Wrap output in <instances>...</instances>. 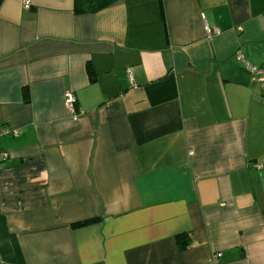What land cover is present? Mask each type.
Returning a JSON list of instances; mask_svg holds the SVG:
<instances>
[{"label": "crops", "instance_id": "crops-1", "mask_svg": "<svg viewBox=\"0 0 264 264\" xmlns=\"http://www.w3.org/2000/svg\"><path fill=\"white\" fill-rule=\"evenodd\" d=\"M161 3L1 0L0 264H264V0Z\"/></svg>", "mask_w": 264, "mask_h": 264}, {"label": "trees", "instance_id": "trees-1", "mask_svg": "<svg viewBox=\"0 0 264 264\" xmlns=\"http://www.w3.org/2000/svg\"><path fill=\"white\" fill-rule=\"evenodd\" d=\"M118 0H73V12L75 14H87V13H95L103 8L110 6ZM158 2L161 20L163 21V11H162V3L161 0H156ZM1 2V0H0ZM88 74L91 79L94 78L95 74L93 70L88 69ZM22 100L25 103H28L30 100L28 88L25 86L22 88ZM91 222V221H87ZM86 221L80 222V224H85ZM175 240L178 248L180 250L186 249L190 246L189 240L183 233H178L175 235Z\"/></svg>", "mask_w": 264, "mask_h": 264}, {"label": "built area", "instance_id": "built-area-1", "mask_svg": "<svg viewBox=\"0 0 264 264\" xmlns=\"http://www.w3.org/2000/svg\"><path fill=\"white\" fill-rule=\"evenodd\" d=\"M27 6V4H26ZM205 29L208 35L212 34V29L205 23ZM238 59L240 62H242V65L250 71L252 74V79L257 82L260 85L262 96H264V65L262 66H253L249 63H247L242 56H238ZM64 99H65V106L67 111L73 115L76 116L79 112L75 108L76 98L72 90L66 89L64 91ZM2 129L0 128V132ZM218 254L215 255L217 258Z\"/></svg>", "mask_w": 264, "mask_h": 264}]
</instances>
